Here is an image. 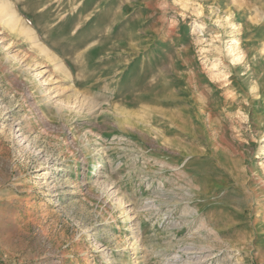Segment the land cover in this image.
I'll return each instance as SVG.
<instances>
[{"label": "rangeland", "instance_id": "obj_1", "mask_svg": "<svg viewBox=\"0 0 264 264\" xmlns=\"http://www.w3.org/2000/svg\"><path fill=\"white\" fill-rule=\"evenodd\" d=\"M3 1L0 264H264V0Z\"/></svg>", "mask_w": 264, "mask_h": 264}, {"label": "bare ground", "instance_id": "obj_2", "mask_svg": "<svg viewBox=\"0 0 264 264\" xmlns=\"http://www.w3.org/2000/svg\"><path fill=\"white\" fill-rule=\"evenodd\" d=\"M7 3L4 2L3 0H0V17L5 20V21L2 20V22H5L7 25H11L12 24L13 27L19 26V28H20L19 29V33H21L22 35L28 36V37L30 36L31 40L33 39L35 41L36 38L33 36L32 32L30 30L28 31L27 29H25L26 27H23L21 25L22 24V23H20L21 21L16 17L17 14L11 9V6L9 4H7ZM20 25H21V27H20ZM27 39H30V38H27ZM35 43L37 44V42H34V44ZM39 48H41V47H39ZM44 51H46V49H44ZM46 55H48V53ZM56 67L58 68L60 66H56ZM96 166H99V165H96Z\"/></svg>", "mask_w": 264, "mask_h": 264}]
</instances>
